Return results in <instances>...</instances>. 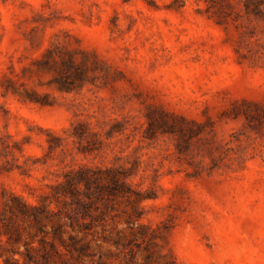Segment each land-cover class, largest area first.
Here are the masks:
<instances>
[{
	"label": "rangeland",
	"instance_id": "obj_1",
	"mask_svg": "<svg viewBox=\"0 0 264 264\" xmlns=\"http://www.w3.org/2000/svg\"><path fill=\"white\" fill-rule=\"evenodd\" d=\"M12 197L75 218L50 264H264V0H0Z\"/></svg>",
	"mask_w": 264,
	"mask_h": 264
},
{
	"label": "trees",
	"instance_id": "obj_2",
	"mask_svg": "<svg viewBox=\"0 0 264 264\" xmlns=\"http://www.w3.org/2000/svg\"><path fill=\"white\" fill-rule=\"evenodd\" d=\"M130 1L124 0V2ZM246 8H248L247 5ZM103 173L105 174L104 179L108 183L109 195L118 197L127 193L128 185L125 178L120 177L114 170H106ZM70 184L74 185L76 182H70ZM11 203L7 210L9 217L0 219V239L4 236L6 237L5 243L11 244L24 240L27 235L30 236V242H24L25 253L22 264H50L53 257L62 258L68 254L73 257L72 252L83 254L88 249L86 243H82L81 239H76L68 232V228L72 232L74 231V221H76L68 213L66 217L71 221L69 225L61 223L58 212L53 211L49 206H31L15 197L11 198ZM29 231H33V233ZM65 236L70 243L65 241ZM35 242L38 243L39 248L29 249V246ZM60 248L65 251V254L61 252ZM29 250L39 253L40 259L34 258ZM16 253V251L10 250L11 257H3L0 254L3 264H20L19 260L15 259ZM147 260L148 257L143 264H148Z\"/></svg>",
	"mask_w": 264,
	"mask_h": 264
}]
</instances>
